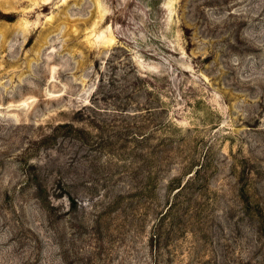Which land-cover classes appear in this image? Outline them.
I'll list each match as a JSON object with an SVG mask.
<instances>
[{
	"label": "rangeland",
	"instance_id": "rangeland-1",
	"mask_svg": "<svg viewBox=\"0 0 264 264\" xmlns=\"http://www.w3.org/2000/svg\"><path fill=\"white\" fill-rule=\"evenodd\" d=\"M0 264H264V0H0Z\"/></svg>",
	"mask_w": 264,
	"mask_h": 264
}]
</instances>
